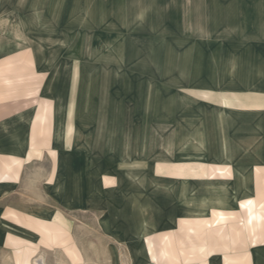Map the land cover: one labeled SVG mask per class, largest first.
<instances>
[{"label":"crops","instance_id":"obj_1","mask_svg":"<svg viewBox=\"0 0 264 264\" xmlns=\"http://www.w3.org/2000/svg\"><path fill=\"white\" fill-rule=\"evenodd\" d=\"M219 3L0 0V264H264V66L184 84L210 88L184 101L203 107L198 123L147 113L140 127L139 32L189 22L202 35L198 8ZM232 84L243 90L213 89ZM174 134L210 137L177 148ZM247 199L256 243L235 221ZM219 211L221 235L204 223Z\"/></svg>","mask_w":264,"mask_h":264},{"label":"rangeland","instance_id":"obj_2","mask_svg":"<svg viewBox=\"0 0 264 264\" xmlns=\"http://www.w3.org/2000/svg\"><path fill=\"white\" fill-rule=\"evenodd\" d=\"M219 2V5L198 8L204 18L202 35H197L192 29L193 24L189 22L167 24L156 21L153 38L150 37V32L142 31L143 29L139 32V38L135 40L138 42V54L137 58L133 55V62H137L139 66V82L135 90L142 116L140 127L147 126V123H143L147 121V113L149 116L153 115V126L160 128L163 125L176 127L179 126L178 122L184 127L195 121L198 123L200 120L195 117L201 116L203 107L184 101L188 96L204 95L210 88L184 84L194 80V77L200 78L198 83H206L212 75L219 80H241L244 77L253 79L257 77L259 68L264 66V38L258 33L259 20L264 19V6H227L225 0ZM187 10L190 15L189 7ZM209 18L213 21L207 22L206 19ZM213 89L234 90L236 93L243 90L241 86L233 84ZM164 105L167 106L171 119H163ZM154 137L155 142H159L164 136L156 134ZM170 137L178 148L179 142L186 139L209 140L210 135L174 134ZM161 170L162 168H156V174ZM197 170L199 174L209 173L207 167ZM240 206L248 214L236 215L235 221L244 223L241 229L250 233L251 243H256L263 216L256 209L253 199L241 201ZM226 221L227 214L219 211L210 219L204 220V223L206 228L221 235L225 231ZM84 249L85 254H88V250ZM77 260L70 264H88ZM60 264L66 263L60 261Z\"/></svg>","mask_w":264,"mask_h":264},{"label":"bare ground","instance_id":"obj_3","mask_svg":"<svg viewBox=\"0 0 264 264\" xmlns=\"http://www.w3.org/2000/svg\"><path fill=\"white\" fill-rule=\"evenodd\" d=\"M41 264H45L43 261H42V263Z\"/></svg>","mask_w":264,"mask_h":264}]
</instances>
